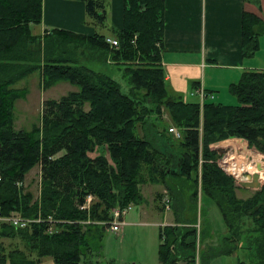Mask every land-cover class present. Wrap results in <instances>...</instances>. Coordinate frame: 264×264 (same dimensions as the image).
Segmentation results:
<instances>
[{"label":"trees","instance_id":"obj_1","mask_svg":"<svg viewBox=\"0 0 264 264\" xmlns=\"http://www.w3.org/2000/svg\"><path fill=\"white\" fill-rule=\"evenodd\" d=\"M79 1L93 35L60 27L40 34L32 25L42 23L43 0H0V211L6 216L18 210L29 218L40 212L57 220L52 232L46 220L25 228L0 222V238L24 245L7 253L0 242V264H43L45 256L53 264H102L105 222L117 207L143 203L140 184L146 182L163 185L172 202L175 222L161 226V264H196L199 192L201 217L204 199L212 198L226 221V237L234 245L245 240L252 262L241 264H264V186L251 198H239L234 177L218 162L232 139L264 153V70L245 69L230 84L238 104L205 100L201 107L173 94L166 81L162 43L156 45L162 42L165 0H124L122 27L110 19L111 0ZM263 33L264 20L244 11V56L260 49ZM110 35L119 39L118 47L106 41ZM110 60L131 63L122 70L131 92L86 64ZM37 71L45 89L69 81L78 90L46 99L41 123L18 130L14 108L27 92L17 84ZM163 107L181 137L166 124L160 129ZM38 163L40 206L31 190L17 185ZM90 194L94 201L82 208ZM159 207L165 209L164 201ZM242 217L252 218V228L244 230ZM205 221L201 236L210 228Z\"/></svg>","mask_w":264,"mask_h":264},{"label":"rangeland","instance_id":"obj_2","mask_svg":"<svg viewBox=\"0 0 264 264\" xmlns=\"http://www.w3.org/2000/svg\"><path fill=\"white\" fill-rule=\"evenodd\" d=\"M121 8L122 6L120 7V5H118V10L115 11L120 16L119 22L115 21L117 26L121 24V20L124 17ZM140 9L143 11L145 6L142 5ZM122 25L123 20L121 26L118 27H122ZM136 37L137 36H135V38ZM133 41L135 42V39ZM262 41H264V34L262 36ZM156 45L160 46L161 42H157ZM128 63L131 64L130 62H121V64H119L113 60L104 64L99 62V65L96 66L98 69H95L111 74L120 82L123 92L128 93L131 92L132 85L129 78L122 72L123 67L128 65ZM222 74L224 75L222 77L223 79L228 77V72H223ZM240 76L241 72L239 71L235 81L239 80ZM40 79V72L37 71L17 84V87L21 89L25 88L27 92L24 96L26 98H19L14 108V127L18 130H29L41 123L44 101L49 98H59L65 95L71 90L73 85L69 81H63L45 89L43 85L40 87ZM214 101L226 104H238V99L229 91L228 84L218 89ZM168 113L169 112L163 107L161 113L158 115L160 122L157 123L160 125V129H162L165 124L169 127L175 125L171 122V117ZM153 118H156V115H153ZM155 120L157 121V119ZM139 127L140 132L143 133L142 127ZM228 141L227 145L224 144L225 146L222 147L228 149V151L220 154L221 157L218 162L227 173L234 177L237 196L244 200L251 198L264 186V153L258 151L256 148H250L248 142L247 147H243L234 139ZM90 154L95 156L98 155V152ZM37 166L26 174L28 184L27 186L24 184L27 190L33 192L34 201L38 198L41 182L39 177V165ZM246 173L254 174L256 177L255 183L253 180L252 187L244 186L241 183L243 180H248ZM140 186L145 196V201L143 203L132 204L130 210L125 215L126 224L122 230L119 232L111 231L110 227L112 220L105 222L108 227L104 237L102 264H108L111 260L116 261L117 264H161L159 256L161 226L175 222L173 209L171 205L170 208L167 209L165 207L164 210L159 207V204L161 207L163 206V198L164 201L168 198L167 195L164 197L166 188L163 185L146 182L140 184ZM159 193L161 194L160 197L158 196ZM94 199L95 198L89 201L87 205L84 204L86 208L90 207ZM199 201L200 192L197 203L199 222L197 223L196 264L251 263V251L245 247V240L243 239L240 243L238 242V244L235 243L236 245H234V242H231V240L226 237L229 232L228 227L221 208L216 201L210 197L204 199L205 213L203 217H201V210L199 209L201 203ZM45 220L49 222L48 217L44 218V221ZM200 220H206L205 222H208L210 227L206 234L202 231V236L200 234ZM243 221L244 230L252 228L255 223L251 217H242V222ZM0 242L4 243L7 253L15 246L21 245L24 247L23 241L20 242L18 238H0ZM232 248L233 250H231ZM42 263L53 264V259L50 256H45L42 259ZM179 264L187 263L186 260H180Z\"/></svg>","mask_w":264,"mask_h":264},{"label":"crops","instance_id":"obj_3","mask_svg":"<svg viewBox=\"0 0 264 264\" xmlns=\"http://www.w3.org/2000/svg\"><path fill=\"white\" fill-rule=\"evenodd\" d=\"M118 5L122 6L123 13L124 0H111L110 16L113 22L120 20L115 12ZM244 11L255 13L264 20V0H165L160 56L166 81L173 94L180 95L185 101L200 103V96L194 91L203 86L208 94L206 100L214 101L220 87L225 84L230 87L231 83L236 82L239 71L264 70V33L260 35V49L253 56L242 54ZM84 19L85 4L82 1L43 0L42 23L32 26L40 34L60 27L93 35L94 27L87 25ZM86 64L95 69L99 62ZM223 72H228V77L223 79ZM75 90L78 87L72 85L70 91ZM37 165L41 182L35 201L41 195L42 183V164ZM24 184H28L27 177L19 186L23 187Z\"/></svg>","mask_w":264,"mask_h":264},{"label":"built area","instance_id":"obj_4","mask_svg":"<svg viewBox=\"0 0 264 264\" xmlns=\"http://www.w3.org/2000/svg\"><path fill=\"white\" fill-rule=\"evenodd\" d=\"M106 41L111 45V47H118L120 44V41L118 38L116 37H106ZM197 93L200 96V104L201 107H203V103L206 100V98L208 97V94L206 92V90L204 89L203 86L198 87V89H196L194 91V93ZM169 132L171 134L174 135V137L179 138L181 137L182 133L181 130L178 126L172 125L169 127ZM1 180V177H0ZM21 182H18V185H20ZM165 195L168 196L167 191H165ZM164 195V197H165ZM94 198V196L92 194L88 195L86 197V201H85V205H87V203L89 201H92ZM164 201V198H163ZM82 205V208H85V205ZM165 207L168 209L170 208L171 205V200L170 197L168 196V198L164 201ZM131 205H129L128 207H117L114 212H113V219L111 222V227L110 230L111 231H115V232H119L122 230L123 226L126 224V221L124 220L125 215L128 213V211L130 210ZM0 221H3L4 223H7L9 225H13L16 227H21V228H25L28 226H31V224L33 222H41L44 221V218L42 217L41 213H38V217L37 218H29V217H25L24 215H22L21 212L19 211H11V213L9 215L3 216L1 214L0 211ZM48 221L50 223L49 227H48V231L52 232L55 229V222L57 220H54L52 215H48Z\"/></svg>","mask_w":264,"mask_h":264},{"label":"water","instance_id":"obj_5","mask_svg":"<svg viewBox=\"0 0 264 264\" xmlns=\"http://www.w3.org/2000/svg\"><path fill=\"white\" fill-rule=\"evenodd\" d=\"M225 151H228V149H224V148H223V149L220 150L221 153H224ZM246 176H247V179H248V180H243L244 182L241 181L242 185L252 187V186H253V185H252L253 180H254V183H255V180H256L255 175H254V174H250V173H246ZM246 181H247V182H246Z\"/></svg>","mask_w":264,"mask_h":264},{"label":"flooded vegetation","instance_id":"obj_6","mask_svg":"<svg viewBox=\"0 0 264 264\" xmlns=\"http://www.w3.org/2000/svg\"><path fill=\"white\" fill-rule=\"evenodd\" d=\"M171 206H172V204H171Z\"/></svg>","mask_w":264,"mask_h":264}]
</instances>
